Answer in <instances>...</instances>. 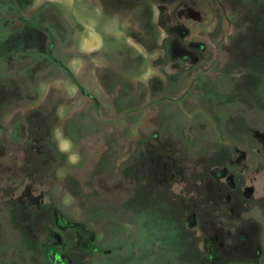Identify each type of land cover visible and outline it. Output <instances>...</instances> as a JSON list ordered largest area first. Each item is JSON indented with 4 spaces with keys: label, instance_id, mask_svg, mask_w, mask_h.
<instances>
[{
    "label": "rangeland",
    "instance_id": "rangeland-1",
    "mask_svg": "<svg viewBox=\"0 0 264 264\" xmlns=\"http://www.w3.org/2000/svg\"><path fill=\"white\" fill-rule=\"evenodd\" d=\"M244 220L256 256L215 262ZM53 239L56 264H264V0H0V264Z\"/></svg>",
    "mask_w": 264,
    "mask_h": 264
},
{
    "label": "flooded vegetation",
    "instance_id": "flooded-vegetation-1",
    "mask_svg": "<svg viewBox=\"0 0 264 264\" xmlns=\"http://www.w3.org/2000/svg\"><path fill=\"white\" fill-rule=\"evenodd\" d=\"M186 8H183L184 10H181L178 12V17H181L183 15H185V17L187 16V14L184 13L186 12ZM184 23L185 22L177 23L176 21L173 24V26L170 27V29L168 30L169 33L174 36L173 38L170 37L167 41V44L169 46L170 57L173 60L184 59L185 61L191 60V62L195 63V62L200 61V55H202L201 53L205 54L207 52V46L201 42L193 41V42L187 43L186 39L190 36V29L186 27ZM159 151L160 150H157V153ZM140 157L142 158V155H140ZM150 161L152 163L155 162L154 159ZM243 161H244V155L241 156V158L237 162L238 164H241ZM180 169H183V168H180ZM254 180L257 182V184L262 182V180L259 181L257 177H255L254 179H251V182H253ZM235 182L236 181L233 178V183L231 185L232 187H237V184ZM245 188H246V191L249 193L250 189L248 187H245ZM247 212L250 213L251 211L248 210ZM194 219H195V215H194ZM61 224H63L62 221H61ZM244 224L246 225L248 224V229L245 230L244 232L241 231V233L239 234L240 236H242V238H244L242 241H240L242 238L241 239L238 238L235 240L234 238L231 237V241H229V243H227L226 245L224 241L221 239L223 238L224 233H222L220 239L217 238L218 242L212 246V249L213 251H215V253H211L209 251L211 258H213L215 262L224 261L225 260L224 256H227V258L231 259L234 255L238 254L237 253L238 249L244 250V252L242 251L240 253L241 254L240 256L242 258H250L253 255V253H254V256H256L255 247L257 248V242H256L257 236L254 239L253 236L250 234L251 228L253 229L251 232H254L255 229L249 226L250 223L248 220H244L242 222L241 226L243 227V229H244ZM246 231L249 233V235L246 233ZM226 234L229 235V232ZM225 246H226V249H225ZM48 249H50L51 257L47 255L46 260H48L50 264H56V261L60 262V260L61 261L63 260L61 259L62 256L65 258L69 255V251L67 249V243H65L64 241H59L58 239H53V241L50 242L49 246L47 247V250ZM223 249H225V251ZM61 264H64V262H62Z\"/></svg>",
    "mask_w": 264,
    "mask_h": 264
}]
</instances>
